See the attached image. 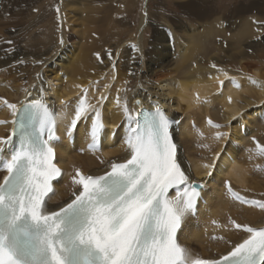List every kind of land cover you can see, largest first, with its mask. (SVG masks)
<instances>
[{
    "label": "bare ground",
    "instance_id": "obj_1",
    "mask_svg": "<svg viewBox=\"0 0 264 264\" xmlns=\"http://www.w3.org/2000/svg\"><path fill=\"white\" fill-rule=\"evenodd\" d=\"M173 1L178 3L181 19L190 23L182 25L183 36L175 34L169 20L157 22L156 15L151 14L156 7L159 15H168L166 0H158L154 7L157 0H142L138 31L123 15L128 9L123 12L124 1L53 0L52 4L0 0V97L19 103L26 98L24 89L37 98L38 89H45V99L58 113L55 163L62 176L53 188L56 194L62 185L59 193L67 197L75 190L71 176L76 168L86 174L102 175L108 170L109 161L122 162L129 156L124 143L128 126L116 104L117 96L121 103L128 101L134 115L143 109L153 110L154 102H158L173 121L169 130L178 146L182 167L189 171L190 165L193 178L204 184L193 211L198 216L193 218V212L185 216L178 239L194 257H201L198 250H202L203 258H219L249 235L244 230L229 231L230 220L264 228V209L243 207L225 186V182H230L233 190L246 200L264 201V156L256 148L257 141L264 145V51L254 49L259 47L253 40L255 27L246 19L249 14L264 15V0L251 1L227 15L233 21L244 22L231 39L224 36L216 0ZM56 7L60 8L59 14ZM61 21L63 27L58 32ZM49 24L52 35L47 40L42 33ZM150 25L154 26V34L147 38ZM129 31L133 33L129 40L143 50V64L131 48L134 42L122 45L128 41L125 34ZM61 33L63 45L58 43ZM37 60L44 63H35ZM213 64L217 67L213 68ZM249 77L259 83H251ZM77 85L89 90L87 100L106 98L102 104L91 103L100 107L105 125L97 143L99 151L89 148L86 129L90 121L81 122L71 138L65 134L64 115L71 118L73 105L83 95ZM61 100L67 101V105H62ZM136 100L141 104L137 105ZM0 107V120H11L10 110ZM177 111L183 112L182 117L176 115ZM209 119L222 127H211ZM10 130V124L0 125V136H7ZM217 131L228 135L218 140ZM13 141L3 149L2 158L13 149L15 137ZM214 157L212 175L206 176L203 165ZM100 159L105 163L101 164ZM54 196L48 201L50 210L58 206ZM215 234L220 236V248L208 252L206 246L214 245L209 237Z\"/></svg>",
    "mask_w": 264,
    "mask_h": 264
},
{
    "label": "snow or ice",
    "instance_id": "obj_2",
    "mask_svg": "<svg viewBox=\"0 0 264 264\" xmlns=\"http://www.w3.org/2000/svg\"><path fill=\"white\" fill-rule=\"evenodd\" d=\"M55 11L59 14L60 8ZM143 15L147 17V11ZM253 23L258 32L264 31V21ZM62 27L61 21L58 32ZM58 43H65L62 33ZM131 48L143 64L140 45ZM108 55L111 58V52ZM229 79L240 86L234 78ZM249 81L259 83L251 77ZM77 87L83 95L73 105L71 118L64 115L65 134L71 138L81 122L90 121L86 129L89 148L97 150L105 128L102 113L100 107L88 102L89 90ZM24 92L26 98L19 103L0 97V105L12 116L11 120H0V125H11L9 134L0 136V156L16 138L15 147L0 159V264H264V228L235 220L229 223L247 232L248 238L219 258L194 257L180 243L178 232L185 216L196 209L204 184L193 178L190 165L189 171L182 167L178 146L169 131L173 121L158 102H154L153 110L143 109L134 115L128 101L121 103L117 96L116 104L128 126L124 139L128 158L109 161L102 175L76 168L71 176L75 186L71 198L50 210L47 205L55 195L53 182L62 176L55 163L58 113L45 99L42 86L38 98L27 88ZM104 99L101 96L97 104ZM135 103L140 105L141 101ZM208 124L222 127L211 119ZM215 135L219 140L228 134L217 131ZM256 148L264 156V145L257 141ZM214 161L215 157L203 165L206 176L212 175ZM99 162L105 163L103 159ZM225 186L233 199L264 209V201L246 200L230 182ZM173 191L175 194L170 195Z\"/></svg>",
    "mask_w": 264,
    "mask_h": 264
},
{
    "label": "rangeland",
    "instance_id": "obj_3",
    "mask_svg": "<svg viewBox=\"0 0 264 264\" xmlns=\"http://www.w3.org/2000/svg\"><path fill=\"white\" fill-rule=\"evenodd\" d=\"M38 1H40V2H42V1H45V3H48V2H51L52 3V1L53 0H38ZM48 1V2H47ZM105 1H107V2H110V3H112L113 1H116L117 3H121L122 1H124V2H122L121 4H125L123 7H125L124 9H122V10H124L123 12H125V10L127 9V13L125 12V14L123 13V15H125L126 17H128L129 18V20L132 22V24H133V28L136 30V31H138L137 30V28L139 27V24H140V13H141V7H142V0H105ZM167 1V5H169V6H167L168 8H167V14L168 15H165V14H163V13H160V15H159V12H157V8L155 7L154 8V10H151V14L153 13V14H155L156 16H155V20H157V22H158V19H159V21H161L162 19H165L166 21H168L167 23H170V24H168L170 27H172L174 30H175V34L177 35V36H183V32H182V30H181V28H182V25H184V26H190V23L188 22V21H186L185 19L184 20H182L181 18V12H180V10L178 9V3H177V1H173V0H166ZM251 1H254V0H216V4H217V6H218V8H219V13H220V15L222 16V21H224L225 22V24H223V26H224V32H226V33H224V36H226V37H228L229 39H231L232 37L231 36H233V37H235V34L237 33L238 34V31L241 29L240 28V25H241V23H244L241 19V21L239 20V19H237L236 21H233L230 17H227V15L229 14V13H232L235 9L236 10H238V9H240V8H242V7H244V6H246V5H248ZM158 3V0H157V2L155 3V2H153V4H152V6L154 7V5L155 4H157ZM53 4V3H52ZM156 10V11H155ZM102 16H104V14H102L101 15V17ZM164 17V18H163ZM166 17V18H165ZM102 18H104V17H102ZM161 19V20H160ZM179 19V20H178ZM181 19V20H180ZM246 19H248V20H251L252 22L255 20V21H264V15L262 16V17H259L257 14H249L248 16H247V18ZM231 20V21H230ZM163 21V20H162ZM185 21V22H184ZM181 22V23H180ZM152 23V22H151ZM167 23H164L165 24V28H167L168 27V25H167ZM153 24V23H152ZM254 24V23H253ZM46 25V24H45ZM166 25H167V27H166ZM252 26H254L255 28V32L253 31V33H256V34H253L254 35V37H253V40H254V42H256L257 43V46H259V47H255L254 49H257V50H260V51H264V31H257L256 29H257V25L256 24H254V25H252ZM153 25H150L149 27H148V36H147V38H150V37H152V35L154 34V30H153ZM49 29V30H48ZM51 30V28H50V24H49V28H47L46 29V31L45 32H43L42 33V38H44V37H49V36H51L49 33L51 32L50 31ZM253 30V29H252ZM46 33V34H45ZM52 33V32H51ZM132 32H127L125 35H126V40H128V41H126V42H123V44L122 45H124L125 43H127L128 42V44H133V42H134V44H135V41H130L129 39L132 37L133 38V36H132ZM48 37H47V40H48ZM227 38V39H228ZM257 38V39H256ZM253 44H255V43H253ZM127 49L129 48V45H128V47H126ZM29 65V64H28ZM27 65V66H28ZM28 68L29 69H31L29 66H28ZM124 89V88H123ZM141 90V92L144 90V89H140ZM88 97V96H87ZM92 99V98H91ZM91 99L89 100L90 101V103H94V102H96L97 101V99H96V101H91ZM98 99H100L99 97H98ZM92 100H94V97H93V99ZM88 101V102H89ZM99 101V100H98ZM97 101V102H98ZM97 102H96V104H97ZM0 110H2V107H0ZM178 114V116H180V117H182V114H183V112L182 111H177L176 112V115ZM259 120H261V117H259L258 118ZM73 141V140H72ZM98 150L97 151H99V148H97ZM260 180V179H259ZM59 181V180H58ZM262 185L264 186V182H262ZM60 186V189H59V192H61V189H62V185H59ZM58 192V190L56 191V194H55V196L54 197H56V204L59 206V205H62V204H64L65 202H67L71 197H67V195H61L60 193ZM59 193V194H58ZM58 194V195H57ZM57 195V196H56ZM61 196H62V198H61ZM63 196H65V197H67V198H65V197H63ZM57 198H59V199H57ZM64 198V200H62ZM248 200V199H247ZM249 200H252V199H249ZM203 201V203L205 202V199H203L202 200ZM234 201H236V202H238V203H240V205L242 204V205H244L243 207H245V208H248V206L250 207L251 206V208L252 209H259V210H262L261 208H259V207H254V205H251V204H247V203H242V202H240V201H238V200H235L234 199ZM240 208L238 211H240L241 209H244V208ZM193 218H195V217H197L198 216V214L196 213V212H193ZM243 223V222H242ZM244 224V223H243ZM242 224V225H243ZM228 228H229V231L230 230H234V231H237V230H239V231H241V230H243V229H237L236 230V228L234 227V226H232V225H230V226H228ZM219 238H220V236H219V234H215V235H213V236H211V237H209V239L214 243V245L213 246H211V245H207L206 246V249H207V251L208 252H211V251H216L217 249H219L220 248V240H219ZM217 244V245H216ZM216 245V246H215ZM210 248V249H209ZM214 249V250H213ZM202 252V253H201ZM207 253V252H206ZM198 254L199 255H201V257H203L204 255H203V251L202 250H198Z\"/></svg>",
    "mask_w": 264,
    "mask_h": 264
}]
</instances>
